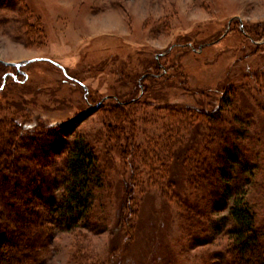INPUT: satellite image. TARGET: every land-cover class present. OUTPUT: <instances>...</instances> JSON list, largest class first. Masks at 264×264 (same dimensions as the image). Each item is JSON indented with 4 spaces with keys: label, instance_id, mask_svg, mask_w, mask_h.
<instances>
[{
    "label": "rangeland",
    "instance_id": "rangeland-1",
    "mask_svg": "<svg viewBox=\"0 0 264 264\" xmlns=\"http://www.w3.org/2000/svg\"><path fill=\"white\" fill-rule=\"evenodd\" d=\"M230 91L237 94L240 122L236 112L227 108L223 113L242 129L239 142L254 163L247 172V199L264 232V0H5L0 6V121L14 118L26 130L38 124L58 127V137L67 140L76 133L88 135L110 181L109 191L95 192L92 218L98 230L53 226L50 236L33 237L44 246L21 256L23 263L227 264L219 254L230 256L228 209L187 188L188 168H196L188 157L186 162L171 160L168 173L157 170L166 143L160 128L168 116L160 112V120L152 123L146 114L163 105L159 97L206 111L224 95L227 105ZM136 99L131 120L118 121L114 106ZM204 118L199 116L200 126H206ZM131 121L154 150L153 163L138 162L137 168L125 164L120 149ZM114 126L121 128L114 132ZM175 131L171 143L184 141L191 147L201 139L206 146L213 137L209 130L207 139L196 135L190 126ZM19 132L28 136L22 128ZM58 141L48 143L45 159L51 167L41 164L44 157L37 152L14 148L16 156L32 164L28 171L41 191L56 197L61 188L47 184V175L60 171L63 163L65 152L58 150ZM215 148L216 142L209 153L203 152L208 160ZM160 174L180 182L163 187L154 179ZM121 180L133 188L124 202V223L132 226V239L110 231L123 200ZM31 201L37 202V196Z\"/></svg>",
    "mask_w": 264,
    "mask_h": 264
},
{
    "label": "trees",
    "instance_id": "trees-1",
    "mask_svg": "<svg viewBox=\"0 0 264 264\" xmlns=\"http://www.w3.org/2000/svg\"><path fill=\"white\" fill-rule=\"evenodd\" d=\"M4 1L0 0V6L4 4ZM230 90H233V87ZM160 98L163 100L161 103L163 105H156L155 113L146 114L149 118L146 121L152 123L160 120V112L168 116L167 122L160 128L165 131L166 143L160 148L164 150V156L157 157L159 166L157 170L162 174L168 173L171 160L186 162L183 159L188 157L191 162H194L196 168L189 166L185 178L187 188L194 187L196 191H191L197 193V197L206 199L207 194L215 206L228 209L229 219L233 224V227L227 230L230 256L227 258L220 253L219 258L227 264H264V232L258 227L256 215L247 199V186L250 183V176L247 172H252L254 163L243 151V146L239 142L240 135L243 134L242 129L235 127L233 120L228 121L223 113L228 108V111L236 112V117L239 118L236 92L231 93L230 102L227 105L225 104L226 95H224L220 104L215 106L211 104L212 107L205 108L206 111L203 107L193 108L187 105L167 103L164 102V97ZM135 102H138L137 99L114 106V116L118 121L131 118V114L136 112L132 107ZM201 114L206 116L204 118L206 126H200L202 123L198 120ZM209 116L212 118H208ZM241 120L244 119L241 118ZM131 122L133 127L129 128L125 147L120 149L125 164L130 162L131 167L137 168L135 163L138 162L153 163V159H156L154 150L144 143L143 137L138 135L134 127L135 123ZM237 122H240V118ZM40 126L38 124L26 130L24 126L19 127L14 118H3L0 121V264H24L21 256L28 257L31 250L36 251L38 244V248L44 246V242L40 239L34 240L33 237L40 233L42 235L47 233L50 236L53 226L64 231H73L79 227L92 231L100 228L98 222L92 218L97 197L95 192L101 188H107L109 191L107 184L110 181L104 173L105 167L93 143L94 139L86 134L76 133L72 140H67L58 137L60 132L58 127L42 128L41 126L40 130ZM189 126L196 129V135L202 134L205 139H207L206 132L209 130L213 136L208 139L211 140L210 143L205 141L206 146L202 145V139L196 141L195 147L189 146V143L184 141L171 143L176 134V128L189 129ZM19 128L28 132L26 135L29 137L22 136ZM112 129L115 132V126ZM109 134L108 132L107 135ZM197 139V137L194 138V140ZM56 140H59L58 150L63 149L65 154L60 171H56V174L51 171V174L47 175H51L49 176L51 180H48L47 184L52 182L56 188H61L57 197L53 192L44 194L41 191L38 179L28 171L32 164L24 163L25 159L14 153V148H22L27 152L35 151L39 155L38 158L44 157L41 164L51 167L46 163L48 159L45 158L48 156V143L52 144L53 141L57 142ZM215 142L219 149H213L211 158L208 160L205 153L207 151L209 153ZM201 146H205L204 150L199 151ZM26 156V160H30L29 156ZM162 174L155 176L154 179L163 187H173L175 183L180 182L179 179L167 175L162 176ZM130 183L135 185L137 181L133 178ZM120 184L125 188L121 197L123 200L120 203L118 219L112 225L113 230L111 228L110 231L118 237L124 234L132 239V226H125L124 223V218H127L124 202L128 195L133 194V188L127 186L124 180H121ZM136 192L141 193L142 191ZM173 193L175 194L174 191ZM33 195L37 196V202L31 201ZM139 210L140 206L136 208V212ZM227 219L228 217H223L221 220L228 222ZM32 231H35L34 234Z\"/></svg>",
    "mask_w": 264,
    "mask_h": 264
},
{
    "label": "water",
    "instance_id": "water-1",
    "mask_svg": "<svg viewBox=\"0 0 264 264\" xmlns=\"http://www.w3.org/2000/svg\"><path fill=\"white\" fill-rule=\"evenodd\" d=\"M13 63V62H12ZM14 64V63H13Z\"/></svg>",
    "mask_w": 264,
    "mask_h": 264
}]
</instances>
